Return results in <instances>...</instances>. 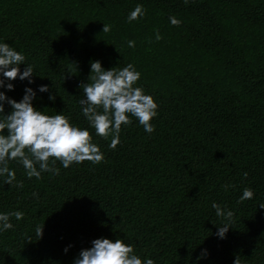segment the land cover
I'll return each instance as SVG.
<instances>
[{"label": "trees", "instance_id": "16d2710c", "mask_svg": "<svg viewBox=\"0 0 264 264\" xmlns=\"http://www.w3.org/2000/svg\"><path fill=\"white\" fill-rule=\"evenodd\" d=\"M137 5L145 14L129 22ZM0 43L25 56L21 72L34 70L0 91L19 102L32 88L37 110L87 128L104 157L56 161L59 175L39 179L9 161L0 213L24 217L0 230V264H74L97 238L123 239L154 264H264V0H0ZM94 61L140 73L134 87L158 105L153 132L129 114L114 149L96 134L79 103ZM245 188L254 195L241 202Z\"/></svg>", "mask_w": 264, "mask_h": 264}, {"label": "clouds", "instance_id": "9594fccd", "mask_svg": "<svg viewBox=\"0 0 264 264\" xmlns=\"http://www.w3.org/2000/svg\"><path fill=\"white\" fill-rule=\"evenodd\" d=\"M184 2L187 3L188 0ZM144 14L143 5H137L127 19L131 22ZM170 22L175 26L181 23L176 17H170ZM110 30V25L104 24L102 32L107 33ZM156 39H161L158 32ZM128 47L134 48L135 41L129 40ZM24 63L25 56L21 52L10 47L8 43H0V74L3 76L0 79V88L5 87V79L12 81L19 77L32 82L34 70L31 65H27L23 72L20 71L19 66ZM139 78L140 73L132 64L122 69L104 70L100 61H94L91 62L90 83L81 85L85 95L79 101L82 113L97 135L105 139L112 136L109 146L113 149L119 143L121 125L131 123L129 114L139 121L146 132L154 131L151 120L157 115L158 105L151 95L144 94L141 87H134ZM6 87L12 90L14 85L8 83ZM39 91L47 92L48 86L41 85ZM35 96L36 92L28 87L23 98L17 102L0 91V113L5 111V102L12 108L9 114L0 119V176H6L5 183L12 185L15 180V171L8 166L11 160H17L23 165L28 178L37 179L45 171L59 175V169L54 167L56 161H60L65 168L72 163L84 161L94 164L102 162L103 153L92 142V135L87 128L72 125L63 114L48 115L37 110L32 104ZM49 99L54 101L55 96L50 95ZM5 129L7 134H4ZM244 175L246 177L247 173ZM17 186L23 187V183L17 182ZM253 195L251 188H245L240 201L252 199ZM212 207L218 217L231 222L232 211H225L216 203ZM260 207L264 208V205ZM12 217L19 221L23 219L24 213H0V230L14 227L11 223ZM229 227L230 223L218 226L217 235L223 238ZM42 235L43 226H38L36 236L40 239ZM74 264H154V261L151 258L142 261L134 254L132 245L125 243L123 239L112 241L108 238H97L92 241V247L81 250ZM234 264H240L238 257Z\"/></svg>", "mask_w": 264, "mask_h": 264}]
</instances>
